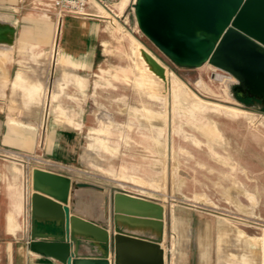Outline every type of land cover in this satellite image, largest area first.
Instances as JSON below:
<instances>
[{
  "label": "rangeland",
  "instance_id": "1",
  "mask_svg": "<svg viewBox=\"0 0 264 264\" xmlns=\"http://www.w3.org/2000/svg\"><path fill=\"white\" fill-rule=\"evenodd\" d=\"M96 7L120 33L121 50L129 57L118 49L116 54L131 63L133 80H147L148 91L127 83L131 103L122 98L120 113L95 119V129L87 134L90 174L85 177L102 189H87L84 203L96 208L105 203L109 209L110 186L161 201L166 208L165 264H264V157L263 169L257 163L264 152L257 136L233 131L230 125L241 126V118L224 112L218 125L227 128L228 147H214L194 129L201 125L209 131L210 111L231 108L246 111L250 124L245 128L257 132L264 128V110L238 97L234 86L240 82L226 71L209 63L189 68L171 62L138 27L133 4L125 26L124 20L114 21ZM138 50L142 55L135 60ZM145 53L164 69V78L147 65ZM215 74L225 76L224 81L213 78ZM141 100L151 112L138 107ZM74 119L55 116L58 123L80 127Z\"/></svg>",
  "mask_w": 264,
  "mask_h": 264
},
{
  "label": "crops",
  "instance_id": "2",
  "mask_svg": "<svg viewBox=\"0 0 264 264\" xmlns=\"http://www.w3.org/2000/svg\"><path fill=\"white\" fill-rule=\"evenodd\" d=\"M53 1L0 0V23L7 25L0 42V264H65L30 249L33 171L43 170L42 164L51 161L62 166L53 172L88 183V132L95 129L94 121L100 114L120 113L122 98L125 104L131 103L128 84L135 86L142 80H133L131 63L123 62L116 54L118 49L129 57L121 50L120 33L96 7L114 21L124 20L125 26L126 15L136 0H124V4L123 0L91 1L87 7L89 17L65 18L58 37ZM6 37L11 41H5ZM133 55L136 60L142 52ZM62 113L74 115L80 127L58 123L55 116ZM230 126L233 131L257 136L258 147L264 152V128L251 133L255 130L238 124ZM263 157L257 160L259 170L263 169ZM109 190L110 194L122 192L152 200L165 208L161 201L136 190L114 186ZM86 195L87 189L74 190L73 206L69 204L71 214L109 229L106 206H89L83 201ZM36 232L56 230L47 217H39ZM161 247L164 249L163 243ZM79 256L101 258L102 253L92 243L82 242ZM110 259L113 264L112 251Z\"/></svg>",
  "mask_w": 264,
  "mask_h": 264
},
{
  "label": "water",
  "instance_id": "3",
  "mask_svg": "<svg viewBox=\"0 0 264 264\" xmlns=\"http://www.w3.org/2000/svg\"><path fill=\"white\" fill-rule=\"evenodd\" d=\"M134 16L143 34L171 62L189 68L209 63L226 71L254 98L249 107L258 103L264 109V0H136ZM6 27L0 23V42ZM145 61L165 77L148 53ZM32 185V251L65 264H111V251L113 264H165L161 204L114 192L109 209L102 203L109 214L107 229L71 214L74 190L101 187L42 169L33 171ZM39 217H47L56 232L37 233ZM82 242L92 243L102 257H80Z\"/></svg>",
  "mask_w": 264,
  "mask_h": 264
},
{
  "label": "bare ground",
  "instance_id": "4",
  "mask_svg": "<svg viewBox=\"0 0 264 264\" xmlns=\"http://www.w3.org/2000/svg\"><path fill=\"white\" fill-rule=\"evenodd\" d=\"M93 2H97L95 0H91ZM99 3V2H98ZM124 0L122 1V4H124ZM101 4V3H100ZM58 30V34H59V29ZM55 50V49H54ZM134 57V55H133ZM213 78H216L218 80H222L224 81L223 79L225 78V76H222V75H219V74H215ZM226 79H228L226 77ZM229 82V81H228ZM232 82V81H230ZM134 88H136V90L138 91H142L144 94L147 93L148 91V84L146 83H142V82H138ZM151 88V87H150ZM139 104H141L140 106V109L142 110H145L146 112H151L149 109H150V106L146 103V102H143L142 100L139 101ZM200 108H202L203 106L202 105H199ZM220 108V107H219ZM223 109V110H221ZM211 114L209 113L208 114V118H209V121L211 122V127L209 129V131H207V129L201 125H195L194 129L197 131L196 134H199L200 136L204 137L207 141H210L213 146H214V143H218L219 145L221 146H226L228 147L229 146V139L225 136V133H226V128H224L222 125H218V122L220 121L218 119V116L221 114V112H224L226 117H235V119H240L241 122L240 124L242 126H245V125H248L250 124L247 120H248V116L246 115V111H240L238 109H227V108H220V109H216V110H212L210 111ZM214 113L215 117L212 115ZM244 114V115H243ZM241 115H243L242 117H240ZM244 120H246V122H244ZM198 135V136H199ZM215 147V146H214ZM215 150V153L218 154L219 156V153L216 151V149L214 148ZM219 158V157H218ZM232 169H235L234 166L231 167ZM236 170V169H235ZM183 181V180H182ZM152 180L149 181V183L151 184ZM184 182V181H183ZM153 183V182H152ZM154 184V183H153ZM90 208V207H89ZM77 209V208H76ZM79 209V208H78ZM86 209V208H85ZM92 209V208H91ZM86 211V210H85ZM88 212V211H87Z\"/></svg>",
  "mask_w": 264,
  "mask_h": 264
},
{
  "label": "built area",
  "instance_id": "5",
  "mask_svg": "<svg viewBox=\"0 0 264 264\" xmlns=\"http://www.w3.org/2000/svg\"><path fill=\"white\" fill-rule=\"evenodd\" d=\"M100 2V0H98ZM91 0H54L53 6L58 19L57 37L60 35L61 25L65 18H82L89 17L87 13V7ZM41 159V158H37ZM49 172H53L56 169H62V166L56 165L54 162L45 161L43 164ZM56 173V172H53ZM59 174V173H57Z\"/></svg>",
  "mask_w": 264,
  "mask_h": 264
},
{
  "label": "flooded vegetation",
  "instance_id": "6",
  "mask_svg": "<svg viewBox=\"0 0 264 264\" xmlns=\"http://www.w3.org/2000/svg\"><path fill=\"white\" fill-rule=\"evenodd\" d=\"M234 91L238 94V97L245 99L249 105H252L255 102L254 98L250 97L248 93L245 92V89H243V85L241 82L238 85L234 86ZM255 107L259 108V104L256 103ZM261 110H264V109H261Z\"/></svg>",
  "mask_w": 264,
  "mask_h": 264
}]
</instances>
